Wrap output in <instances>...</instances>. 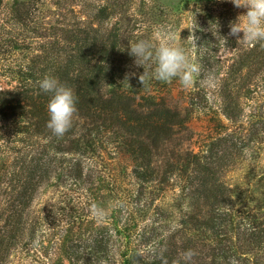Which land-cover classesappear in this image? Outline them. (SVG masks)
Returning <instances> with one entry per match:
<instances>
[{"label": "rangeland", "instance_id": "374dc122", "mask_svg": "<svg viewBox=\"0 0 264 264\" xmlns=\"http://www.w3.org/2000/svg\"><path fill=\"white\" fill-rule=\"evenodd\" d=\"M20 5L28 6V14L18 19ZM101 8L103 20L97 17ZM245 12L230 0H0L1 98L36 94L39 59L50 58L46 52L55 46L70 53L74 35L100 30L103 40L118 35L122 56L113 59L124 72L117 83L159 95L184 116L172 140L153 152L158 178L152 186L135 183L121 140L101 136L88 169L91 184L79 187L56 176L40 187L0 264H122L126 243L149 253L150 241L164 250L169 248L161 241L174 244L180 263L173 264H264V244L252 242L264 230V42L228 35L229 22ZM138 40L183 48L200 70L192 86L153 79L154 61L141 65L135 77L132 69L139 66L127 49ZM23 121H0V179L6 181L0 184V225L7 214L10 166L17 151L25 153L26 136L18 127ZM197 189L208 197L197 198ZM117 202L123 206L114 207ZM93 205L105 210L102 222L92 215ZM206 205L226 218L224 236L181 226L199 218L195 208ZM103 237L105 258L97 243ZM222 248L226 258L218 256ZM188 250L194 253L190 262L184 260Z\"/></svg>", "mask_w": 264, "mask_h": 264}, {"label": "trees", "instance_id": "16d2710c", "mask_svg": "<svg viewBox=\"0 0 264 264\" xmlns=\"http://www.w3.org/2000/svg\"><path fill=\"white\" fill-rule=\"evenodd\" d=\"M27 14L28 6L20 5L16 8L18 19ZM104 16L106 17V10L101 8L97 17L103 20ZM81 33L72 38L70 53H61L55 46L46 52L50 54V58L44 56L38 61L37 83L45 76H53L61 84L70 87L76 97L72 127L62 137L54 136L46 127L50 94L40 92L38 87L36 94L25 91L10 93V98L0 97V121L23 119L18 127L20 133L26 136L21 141L25 153L17 151L20 155L13 159L10 166L13 176L7 182L9 202L7 214L0 225V263L3 261L1 253H7L16 243L23 225L22 218L30 209L40 187L56 176L79 187L91 184L89 178L92 177V171L88 172V169L98 152V139L101 136L110 135L121 140L126 155L134 164L132 177L135 183L138 186H152L158 178V171L152 166L154 150L172 140L175 128L184 126V116L167 107L163 99L159 100V95L152 92L145 95L142 94V89L130 90L117 83L119 74L124 71L113 59L114 56H122L116 33L109 34L104 40L100 30ZM141 72V67L132 69L135 77ZM8 138L11 140L10 136ZM2 166L4 170L3 163ZM7 174L9 173L6 176ZM172 174L173 172L170 175ZM170 175L167 173L165 177ZM165 180H159L163 183L158 184H165ZM5 182L0 179V184ZM199 190L195 192L197 198L208 197L206 192ZM204 207L205 209L202 206L195 208L199 218L193 216L189 221L183 219L181 226L197 232L224 236L226 233L223 232L229 229L226 218L214 215L216 212L213 207ZM252 242L264 244V230L252 235ZM97 243L98 253L102 254L101 258H105L107 238L103 237ZM128 244L126 243L121 254L122 264L180 263L178 252L173 250L174 244L164 245L165 242L161 241L160 245L169 248L168 250L161 249L159 244H148L151 248L149 253L129 249ZM222 250L223 253L218 256L226 258V248ZM87 264L92 263L87 261Z\"/></svg>", "mask_w": 264, "mask_h": 264}, {"label": "clouds", "instance_id": "9594fccd", "mask_svg": "<svg viewBox=\"0 0 264 264\" xmlns=\"http://www.w3.org/2000/svg\"><path fill=\"white\" fill-rule=\"evenodd\" d=\"M230 2L237 9H246V12L229 22L228 35L238 37V42H264V0H230ZM241 33L242 37H240ZM222 38L226 41V38ZM127 50L139 67L145 62L154 61L150 75L157 81L167 82L176 79L182 87L190 88L194 75L200 71L190 62L184 49L178 45L161 43L154 46L151 41L138 40L131 43ZM38 87L40 92L50 94L46 127L54 136L62 137L72 127L76 113L74 92L53 76H45L38 82ZM122 206L119 202L114 204V207ZM92 215L98 222H102L106 213L103 208L93 205ZM193 255L191 250L186 251L184 260L190 262Z\"/></svg>", "mask_w": 264, "mask_h": 264}]
</instances>
